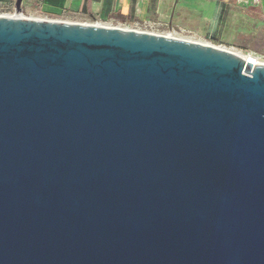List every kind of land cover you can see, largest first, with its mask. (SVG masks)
<instances>
[{
    "label": "water",
    "instance_id": "95a60500",
    "mask_svg": "<svg viewBox=\"0 0 264 264\" xmlns=\"http://www.w3.org/2000/svg\"><path fill=\"white\" fill-rule=\"evenodd\" d=\"M0 264H264V62L0 15Z\"/></svg>",
    "mask_w": 264,
    "mask_h": 264
},
{
    "label": "crops",
    "instance_id": "0c3cea01",
    "mask_svg": "<svg viewBox=\"0 0 264 264\" xmlns=\"http://www.w3.org/2000/svg\"><path fill=\"white\" fill-rule=\"evenodd\" d=\"M0 2L16 5V0ZM23 5L54 16L169 25L223 38L240 35L247 26L254 34L264 29V0H23Z\"/></svg>",
    "mask_w": 264,
    "mask_h": 264
},
{
    "label": "rangeland",
    "instance_id": "374dc122",
    "mask_svg": "<svg viewBox=\"0 0 264 264\" xmlns=\"http://www.w3.org/2000/svg\"><path fill=\"white\" fill-rule=\"evenodd\" d=\"M8 15H22L26 17H35V18H47V19H58L66 21H75V22H87V23H100L104 25L117 26L123 28H132L148 32H154L159 34L173 35L176 37H181L189 40H194L202 43H207L222 48L232 50L237 53H247L250 51L257 52L261 55L264 60V29L258 30V33H253L256 30L247 26V30H243L242 34L230 35V37L223 38L221 36H209L208 34H200L197 32L181 30L169 25H144L142 23H129L124 22L119 19H100L97 17H76L71 15H62L54 16L47 13L40 12L35 7H28L23 5L22 10L16 11V5L9 7L7 10H3Z\"/></svg>",
    "mask_w": 264,
    "mask_h": 264
},
{
    "label": "bare ground",
    "instance_id": "6f19581e",
    "mask_svg": "<svg viewBox=\"0 0 264 264\" xmlns=\"http://www.w3.org/2000/svg\"><path fill=\"white\" fill-rule=\"evenodd\" d=\"M238 54L243 55L247 59V61L252 62L253 64H256V63H259V62H264V60L261 57V55L259 53H257V52H254V51H250V52H247V53H238Z\"/></svg>",
    "mask_w": 264,
    "mask_h": 264
},
{
    "label": "built area",
    "instance_id": "2783aa9c",
    "mask_svg": "<svg viewBox=\"0 0 264 264\" xmlns=\"http://www.w3.org/2000/svg\"><path fill=\"white\" fill-rule=\"evenodd\" d=\"M255 1L258 2V0H255ZM8 8L9 7L7 5H5L4 3L0 2V15H8L9 13L3 11V10H7Z\"/></svg>",
    "mask_w": 264,
    "mask_h": 264
}]
</instances>
